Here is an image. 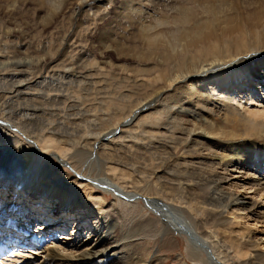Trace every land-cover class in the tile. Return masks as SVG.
<instances>
[{
    "label": "bare ground",
    "instance_id": "obj_1",
    "mask_svg": "<svg viewBox=\"0 0 264 264\" xmlns=\"http://www.w3.org/2000/svg\"><path fill=\"white\" fill-rule=\"evenodd\" d=\"M62 1L53 3L61 9L55 17L72 12L71 21L78 23L77 16L85 8L107 0ZM122 1L127 17L135 11L138 15L144 13L142 0ZM137 2L139 6L135 7ZM149 2L151 22H140L139 28L146 53L132 54L129 47L118 49L117 42L114 51L118 59H137L147 65L142 69L124 66L126 72L132 73L130 93L143 86L151 88V92L135 105L120 102L126 98L130 101L132 93L114 100L128 111L127 118L117 117L115 124L104 115L88 117L73 107L62 109L76 111L74 117L83 116V126L73 134L54 128L55 122L36 125L23 120H29L25 112L41 108L31 103L39 93L48 100L63 99L49 95L54 89L40 76L45 67L49 71L58 60L62 64L54 68L63 66L72 73L70 77H76L75 56L68 51L70 34L64 35L52 55L45 54L47 58H25L23 52L13 54L0 47V83L10 79L13 84L8 92L3 90L7 94L0 91V129L4 130L0 131V214L16 204L17 220L30 219L31 224L37 220V225L33 223L36 229L30 230L31 224L26 228L30 235L22 244L33 255L44 254L35 264H156L161 261L159 254L164 244L177 235L186 240L189 260L194 264H264L262 232L252 231L250 225L240 231L234 228L236 220L247 224L254 221V228L264 227V115L248 116L232 102L213 98L218 88L214 90L213 85L207 89L204 83L208 73H224L226 68H232L240 70V75L228 78V82L248 79L252 85L264 87V0ZM5 13L0 10V17ZM14 23L15 28L7 27L9 35L27 33L21 32L17 21ZM52 23L48 21L44 28ZM25 25L30 28L28 23ZM25 35L19 43L22 47L33 43L35 34ZM11 42L16 45L11 39L5 41ZM113 46L106 44L101 56H110ZM109 60L104 59L103 64L113 65ZM6 70L8 74H4ZM142 75L151 84L138 83ZM129 78L126 75L123 82L128 83ZM32 80L40 81L30 86ZM65 91L71 94L70 89ZM78 93L85 99L94 92L84 86ZM102 94L95 92L96 100L89 102V109L103 111ZM18 102L31 105L25 104L27 109L21 112L16 109L22 104L16 107ZM51 114L58 117L54 111ZM141 117L151 118V130L137 133L135 123ZM104 125L106 129H102ZM65 149L63 157L60 153ZM52 153L67 170L71 169V173L62 170L60 175L76 180L74 187L56 182L53 157H49ZM9 154L13 160L6 162ZM92 182L98 185L96 190ZM78 185H83V190L84 186L91 189L76 192ZM81 191L84 195L79 194ZM45 206L51 208L49 212ZM72 215L78 219L77 226L62 238L66 242L57 244L55 235L43 234L64 229ZM79 224L90 227L85 237H81ZM35 234L37 241L30 243ZM180 255L184 256L182 252ZM9 259L0 260V264Z\"/></svg>",
    "mask_w": 264,
    "mask_h": 264
},
{
    "label": "rangeland",
    "instance_id": "obj_2",
    "mask_svg": "<svg viewBox=\"0 0 264 264\" xmlns=\"http://www.w3.org/2000/svg\"><path fill=\"white\" fill-rule=\"evenodd\" d=\"M14 1L17 2L16 3L17 5L13 4ZM22 1L24 3H20ZM22 1H20V0H13V1L12 0H6V1L0 0V8H1L0 10L3 11L4 13L6 12L5 15H3V17H2V15L0 17V21H1L0 22V29H1L0 30V33H1V35H0V47H1V49H5V50L8 49L10 51H13V54H16V53L18 54L19 52H23L24 53L23 56L25 58H26V56L32 57L33 55H34V57L35 56H41V55L43 57V56H45V54L48 55L51 52L52 53L50 55H52L53 52L56 51L55 49L59 48L60 43L63 40L64 35L70 34V38H69L70 41L68 43V51L69 52L72 51L71 56H75L74 60H73V62H74L73 66L75 68V73H76V74H74L76 77H70V75L72 73L69 72L63 66L55 67V68H57V69H55L53 66H57V65L59 66L60 64H62L58 60H57V62H54V64L51 65V69L50 68L48 69L49 71H45L47 68V67H45L43 69V73H41L40 76H41V80L45 79L44 84L50 85L54 89L53 91H51L49 93V95L50 96L59 95V96L63 97V99L48 100L47 96L44 95V93H39L40 91L38 90V93H39L38 98L37 99L32 98L31 103L36 104V105H40L41 108L25 112L24 115H27V118H29V120L23 119L25 121V123H35L36 125H41V124H45V123L46 124H52L53 122H55L54 128H57L62 132H68V133L73 134V133H76L78 130H80L81 127L83 126V121H82L83 116L82 117H80V116L74 117L73 114L76 111L63 112L62 111L63 108L64 109H70V107L80 108L79 109L80 113H82L83 115H86L88 117H94L97 115L102 117V115H104L103 118L110 120V121L113 120V124H115L116 123L115 119L117 117L123 118V120H125L127 118L126 113L128 111L126 109H125V111L122 110V106L119 105L114 100L118 101L119 97H122L126 93L130 94V95L132 93V95H131L132 97L130 98V101H128L126 98L125 100L120 99V102H122V104L125 106L128 103L135 105L137 103V101L139 102L141 99H144L150 95L151 88H149L148 86L141 87L140 85H139V87H141V88H138V89L133 88V90L135 89V91H131V93H130L129 89H131V85H132L131 84L132 83V81H131L132 73L128 70L126 72V70H125L126 68L130 69L132 67H137L139 69H142V67L147 66V65H145L146 63H144L143 61H138L137 59H132L134 61L118 59L115 57V55H117V53L114 51V48L116 49V47H117L118 49H121L123 47L122 49H125V47H129V48H132V50H131L133 52L132 54L138 53V55H140L142 53V51H143V53H146L147 47H146V45L145 46L142 45V44H144L145 39L143 40V38L141 37L142 33H139V32H141V31H139L140 30L139 28H140L141 23L142 24L143 23L150 24L149 22H151V18H150L151 15H148V13L149 14L151 13V2H149L151 0H142L144 2V3L142 2L144 6H141V7L143 9V12L146 14L140 13V15H138V13L135 11V12H132V14H131V15H133V14L134 15L129 16V17H127L126 12H124V10H123V7L121 5L123 2L122 0H107L104 2V4H102L103 6L101 4H99V6L98 5L97 6L91 5L90 7L85 8L84 11H82V13H80L77 16L78 23L71 21L72 12H70V13L68 12L67 14H64L62 16H59V17L56 16L55 17V15H56L55 12L58 13L61 9H59L58 6L53 4V3L55 1L60 2L62 0H53V2H52V0H49V1L45 0L46 4L44 2H41L44 0H41V1L33 0L35 3L30 1V0L29 1L28 0H22ZM36 1H38V3ZM50 1L52 4H50ZM65 1L67 2L68 0L62 1L63 4H67ZM70 1L71 0H69V2ZM135 4H136V5H134L135 7L137 5L139 6L138 2ZM54 5L57 6V8ZM50 12H51V14H49ZM80 16H81V18H80ZM134 16H136L137 18ZM44 18H45V20H44ZM148 18H150V19H148ZM15 20L17 21L18 24H20L21 32L25 31L27 33H24V32H23L24 34H22V33H18V34L17 33H11L9 35L7 27L15 28L16 27L15 23H14V22H16ZM50 20H53L54 24L52 23L51 26L44 28L45 23H47ZM5 21H6L7 25L5 24ZM27 23H28V26L30 25V28H27V26L25 25ZM80 29H82V30H80ZM31 32H32V34H31ZM25 34H27V35H25ZM23 35H25L27 37H29V35H30V37H31V35H34L33 43H31V44L26 43V45L22 47L21 44H19V43H22V40L24 38ZM6 36H8L9 38L5 39ZM7 39L8 40L11 39L12 41L16 42L15 46H18L17 49L15 48V46L12 42L10 44H6L5 41ZM114 42L119 43V45L116 44V47H115ZM108 43L111 45H114L112 50H111L112 52L109 51L110 56L108 54H105V57H102L100 52L105 51V45ZM119 46H122V47H119ZM19 56L22 57L21 54H19ZM19 56L17 55V57H18L17 60H19V58H20ZM47 57L48 56H45L44 58H47ZM108 57H110L109 58L110 60L108 59ZM137 58H141L143 60L147 59L145 57H137ZM104 59H106L107 61L108 60L111 61L113 63V65L110 66L109 64H103ZM20 60H22V59H20ZM147 64H148V66H150L151 61L148 62ZM119 65L122 66L123 68L119 67ZM34 66H35V63H34ZM121 68H122V70H121ZM27 69H28V67H27ZM31 69H33V68H31ZM90 69H94V71L92 72V71H90ZM226 69H227V71H225L224 73H222V71H220V70L217 71L216 73H215V71L208 73L207 76L209 75V77H205V79H204L205 80L204 83L206 85L208 84L207 85L208 87H206L207 89H210V87H212L213 85H214L213 86L214 90L216 87L218 88V90L216 89L215 92H213V95H212V91H214V90H212L210 92L211 95L214 96L213 98L225 99L227 102H230V103L232 102V104L235 107H237L238 110H240L242 113H244L248 116H250L251 113L252 114L256 113L255 116H257V115L261 116V113H262V115H264L263 114L264 113V87L258 86L256 84L252 85L251 81H249L248 79H244L243 81H240L239 83H237V82H235V83L231 82L230 83L227 81L228 78L238 77V75H240V70H237V69L235 70L232 68H229V69L226 68ZM96 70H98V71L96 72ZM230 70H232V71H230ZM94 72L96 74L92 75V73H94ZM122 73H124L125 76L127 75L130 77L129 78L130 81L128 83L123 82L125 76ZM4 74H8V71L7 70L4 71ZM210 74H211V76H210ZM138 78H139L138 83L142 82V81L143 82L148 81V77L147 76L145 77V75L139 76ZM121 80H122V82H121ZM38 81H40V80H32L30 82V86H34ZM72 81H74V82H72ZM6 82H7V85H6ZM9 82L12 84L10 79H6V81L4 83L3 82L0 83V87H1L0 91L2 93L7 94V92H8L7 90H10L12 88L13 84L11 85ZM70 83H73V85L70 86L69 85ZM223 83H225V84H223ZM146 84L147 85L151 84V82L149 83V81H148ZM83 85L88 90L90 88H93L94 93L92 96L88 95L85 99L80 98L78 91H80V93L82 92V90L84 88ZM27 86H29V85H27ZM66 88L70 89L71 94H69L68 92L65 91ZM44 89H46V87H44L42 89V92ZM3 90L7 91V92H3ZM136 90H138V91L141 90V92L140 91L138 92ZM95 92L98 95H99V93L102 92L103 93L102 97L104 96V98L106 99V100L104 99V104H103L104 109L102 112H97L96 110L89 109V102L90 101L93 102L94 100H96L95 96H94ZM142 94L144 96H141ZM28 97H29V95H28ZM1 101H3V100H1ZM19 103H22L21 106L18 105ZM25 104L26 103H24V102H18L16 104V107L19 106V108H16V109H18V111H21V112L25 111L27 109L25 106L29 103H27L26 105ZM49 104H52V106H51L52 109L49 106ZM29 105H31V104H29ZM52 111L57 113L58 117H54L51 114ZM146 114H147V112H146ZM11 115L14 116V115H16V113H13ZM252 117H254V115H252ZM51 118H53V119L51 120ZM135 125L138 128L137 133L142 131V130H146V129L151 130V118L141 117V118H139V120L136 121ZM23 127L26 131H29V129H30L26 125H23ZM105 127H106V125H104V127H102V129H106ZM0 131L4 132L3 129H0ZM29 133H31V132H29ZM31 134L36 136L35 133H31ZM80 134L82 135V132ZM2 135L5 136L6 134H2ZM55 137L58 138V135ZM59 137H64V135H61ZM32 138H34V137H32ZM36 146H37V150L40 151L41 150L40 145L36 144ZM57 146H61V145L57 144ZM52 152H54V151H52ZM54 153L49 155V157H53L56 159L55 160L52 158V160H51L52 165L55 167V170H56L55 171V174L57 176L56 182H58L59 184L62 183L64 185L74 187L73 182L75 183L76 180L70 181L67 179V177L65 178V176L60 175L62 170H66L69 172L71 169L69 168L70 170H67L68 167L66 165H64L61 161H59L58 158L56 157V155H54ZM66 153H67V150L65 149L63 152L60 153V155L65 157ZM5 158H6V162H11L13 160V156L11 154H9V156L6 155ZM9 158H11V159L9 160ZM68 159L69 158H67L66 161ZM69 173H71V172H69ZM55 174H53L52 176H54ZM73 175H75V174H73ZM92 184H93L92 186L96 187V188H94L96 190L98 188L97 187L98 185H96L93 182H92ZM78 186L76 188V192L77 191L80 192L81 188L83 190V185H80L79 187ZM90 189H91V186L86 187V188L84 186V190L86 192H88ZM83 191H81V193H79V194L84 195ZM248 195L252 196L251 194H248ZM95 199L94 200L96 202H100L99 199H97V198H95ZM97 205L99 206V204H97ZM52 206H54V205H52ZM46 208H48L47 212H49L50 211L49 209H51L50 207L45 206V209ZM68 210H70V209H68ZM72 216L69 217V222H67V224L64 226V229H60V230H54L53 229L52 230V229L47 228L46 229L47 231L52 230L51 232H53V233L49 232V234L48 233H43V234H46V235L51 234L53 236L55 235L53 238H55V240H56L55 242L57 244H62L63 242H66V240H63L62 238L65 237V235L67 236L68 234H71L72 230L77 226V224H76L77 222L75 223V221H78V219L76 220V218H74V216H73V218H71ZM39 220L41 221V219H39ZM70 220H71V222H70ZM73 220H74V222H73ZM49 221H51V219H49ZM236 222H237V224L234 226V228L237 229L238 231L243 230L244 228L246 229L250 225L252 227L251 228L252 231L256 230L259 233L262 232V234L264 235V227L258 225V226H255V228H254V221H250L249 224H247L244 220H236ZM79 227L81 230L80 231L81 237H85L86 233H87V229H89L90 227L89 226H87V227L81 226V224H79ZM62 233H63V235H62ZM73 234H75V233H73ZM72 236H73V238L75 237V235H71V237ZM59 238H60V240H59ZM57 240H58V242H57ZM68 242H73V241H68ZM149 245L151 246V243ZM157 247H158V245H157ZM178 247H180V248H178ZM188 248L189 247L187 246L186 240L182 239L181 235H177L174 238V240L164 244V246L162 247V253L159 254L162 262L160 261L158 263L159 264H194L193 262H190V260H189ZM29 250L30 249L23 248L22 250H20L21 252L20 251L14 252L15 254H19L18 257L12 258L11 255H14V253L7 255L6 256L7 258L4 257L3 259H9V257H11V259H9L10 261L5 262L4 264H10V263L11 264H32V263L35 264L39 259L42 260V258L45 257L44 254H42V253H39V255L38 254L33 255L34 252L29 251ZM27 251H29V252H27ZM154 251H153V253H154ZM180 252H182L184 254V256L180 255ZM150 255L152 256V254H150ZM25 256H27V257H25ZM158 263H156V264H158ZM197 264H201V263H197Z\"/></svg>",
    "mask_w": 264,
    "mask_h": 264
}]
</instances>
